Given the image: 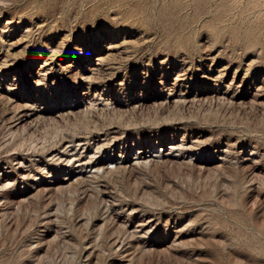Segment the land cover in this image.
Returning <instances> with one entry per match:
<instances>
[{
	"label": "rangeland",
	"instance_id": "1",
	"mask_svg": "<svg viewBox=\"0 0 264 264\" xmlns=\"http://www.w3.org/2000/svg\"><path fill=\"white\" fill-rule=\"evenodd\" d=\"M0 264H264V0H0Z\"/></svg>",
	"mask_w": 264,
	"mask_h": 264
}]
</instances>
